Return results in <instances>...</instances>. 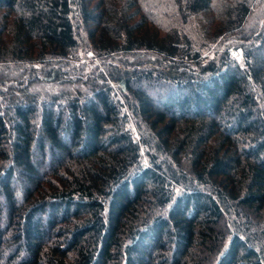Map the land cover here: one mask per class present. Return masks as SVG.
Masks as SVG:
<instances>
[{
	"label": "trees",
	"instance_id": "obj_1",
	"mask_svg": "<svg viewBox=\"0 0 264 264\" xmlns=\"http://www.w3.org/2000/svg\"><path fill=\"white\" fill-rule=\"evenodd\" d=\"M0 264H264V0H0Z\"/></svg>",
	"mask_w": 264,
	"mask_h": 264
}]
</instances>
